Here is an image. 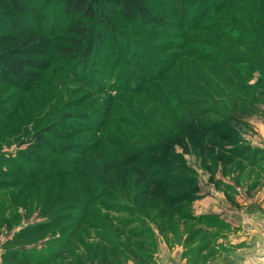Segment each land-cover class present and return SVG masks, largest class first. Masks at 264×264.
Segmentation results:
<instances>
[{
	"label": "rangeland",
	"instance_id": "rangeland-1",
	"mask_svg": "<svg viewBox=\"0 0 264 264\" xmlns=\"http://www.w3.org/2000/svg\"><path fill=\"white\" fill-rule=\"evenodd\" d=\"M8 1L0 0V35L11 42L30 32L48 36L40 53L25 56L28 83L0 75V264L8 239L49 222L44 237L23 248L32 264H156L162 249L154 255L148 244L166 248L165 241L183 246L189 264H215L235 245L222 241L232 228L228 214L244 217L252 208L264 224V96L257 95L264 69L250 52L264 46V0H156L153 16L164 26L114 19L117 30L96 28L100 42L85 65L55 48L70 22L56 4L23 16ZM231 54L238 65L215 74L216 60ZM207 110L193 125L191 116ZM216 119L231 132L203 138L198 128ZM50 127L45 138L69 153L44 145L41 160L23 158L34 133ZM245 144L263 152L253 163L232 153ZM97 156L110 172L133 162L159 179H185L193 200L175 209L176 220L151 221L134 205L135 179L110 184Z\"/></svg>",
	"mask_w": 264,
	"mask_h": 264
},
{
	"label": "trees",
	"instance_id": "trees-1",
	"mask_svg": "<svg viewBox=\"0 0 264 264\" xmlns=\"http://www.w3.org/2000/svg\"><path fill=\"white\" fill-rule=\"evenodd\" d=\"M156 0H9L7 6L10 11L15 15H25L29 10H39L43 5L44 8L50 4H56L58 9H62L65 17L70 19V22L62 30L64 34H60L64 40L62 43L57 44L55 48L65 57H73L74 60L78 59L82 65H85L87 60L91 57L93 50L99 44L101 38L100 32L97 29L108 31H115L118 29V24L114 19H123L134 22L141 20V22L150 26H164L165 22L157 19L153 16L154 6L153 2ZM201 4H207L211 0H194ZM218 2L220 0H217ZM182 7V5H180ZM36 7V8H35ZM161 25V26H160ZM166 28V27H165ZM59 35V36H60ZM48 34L46 32H30L25 37H20L18 42L9 40V37L4 34L0 35V42L3 49L0 53V75H2L4 81H22L23 84L28 83L31 79L29 67L32 65V60L27 59L25 56L30 54L40 53L47 42ZM251 53L256 54L255 61L260 65L262 71L264 69V46L260 49H251ZM228 60L220 62V59L216 60L214 66V73L218 74L220 69L224 73H228V69L233 65H238V56H228ZM237 58V59H236ZM230 59H234L236 62L233 64ZM211 76V74H208ZM13 79V80H12ZM247 87V86H246ZM246 87H242L243 89ZM260 89V87H259ZM211 90H209L210 92ZM257 95L264 96L258 91ZM231 99V98H230ZM198 112L191 116L193 125L200 124L201 120L212 112ZM217 112V111H216ZM218 113V112H217ZM214 116H217L216 114ZM198 124V125H199ZM199 133L201 136H216L217 133L231 132L230 128L224 127V121L222 119H216L212 124L208 126L199 127ZM47 132H55L52 127L41 130L38 133H34V145L28 152H23V158L28 160H34L35 162L41 160V147L46 145L49 149L67 154L72 149L68 147V150H60L55 148L50 141L45 138L44 134ZM232 134H227L223 139L226 141L231 140ZM233 155L239 158H244L249 162H254L259 155L263 152L258 148H253L250 145H243L236 147L232 150ZM97 165L100 169L106 173H110L109 177L104 174L110 184L109 180H121L123 185L129 182V178L135 179V184L140 186L139 191L135 194L134 205H139L140 211L145 218H151V221L162 220L163 222H171L176 220L179 215L175 209H178L183 204H189L193 200L189 194L185 191L192 190L193 185L185 179L182 180H170L159 179L158 173L148 166L138 167L131 162L123 168L122 172H110L112 166L105 161V156H97ZM34 162V163H35ZM104 164V165H103ZM152 169V170H151ZM114 171V170H113ZM132 171V173H129ZM108 189V187H106ZM113 190V189H112ZM110 189L108 197L113 201L112 205H119L118 201L121 200L120 195L117 196L115 191ZM104 195H107L105 193ZM169 197V198H168ZM159 203H158V202ZM153 204V205H152ZM159 204V207L158 205ZM159 208L162 214H155L150 216V210ZM96 220V218H92ZM42 224L33 230H25L24 233L14 235L4 243L6 252L3 254L2 264H32V259L27 255L25 245H29L34 239H41L50 229L52 225ZM175 223V222H174ZM163 229V224L160 225ZM163 232V230H162ZM192 236L187 239V242H191ZM206 244L198 248L200 255L206 251ZM19 246V250L16 247ZM156 243L148 244V249L154 252ZM20 249L22 251H20ZM113 253H117V248H114ZM152 255V253H149ZM108 257V256H107ZM149 257V256H147ZM106 258V256H105ZM152 259V258H151ZM214 262L217 261L216 257H213ZM147 261L145 260L144 263ZM215 264H227L216 263Z\"/></svg>",
	"mask_w": 264,
	"mask_h": 264
},
{
	"label": "crops",
	"instance_id": "crops-1",
	"mask_svg": "<svg viewBox=\"0 0 264 264\" xmlns=\"http://www.w3.org/2000/svg\"><path fill=\"white\" fill-rule=\"evenodd\" d=\"M259 129L261 135H264V123ZM235 210L238 211L237 209ZM248 210V212L245 211L244 213V217L246 218L240 216V211H233L235 213L234 215L233 212L228 214L232 228L229 234L222 237V241L223 243H235V245L231 246L233 250H225V252L218 254V263L264 264V224H261L262 222L260 221H254V219L258 217L257 210L254 209L252 211V208H248ZM249 212L251 214H249ZM244 231L248 233V237H243L244 235H242V233H244ZM165 242H167L168 245L165 244L166 248H164L162 244L158 246L156 242L155 250L162 249V253L155 257L156 264H189V262H191H188V258H183V246L180 247L179 244H176L175 247L172 246L173 244L168 243V241ZM156 254L157 252L154 253V255Z\"/></svg>",
	"mask_w": 264,
	"mask_h": 264
}]
</instances>
